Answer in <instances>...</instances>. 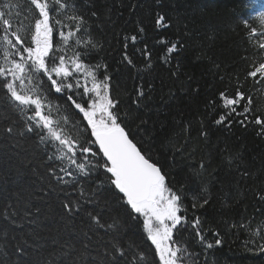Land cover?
<instances>
[{"label":"snow or ice","instance_id":"obj_1","mask_svg":"<svg viewBox=\"0 0 264 264\" xmlns=\"http://www.w3.org/2000/svg\"><path fill=\"white\" fill-rule=\"evenodd\" d=\"M28 3V11L37 17L34 29H28L30 43L19 31L12 30L9 13L0 10L4 61L0 64V89L4 90L0 96V264H156L155 257L159 264H187L192 254L174 239V231L179 234L189 229L195 230L199 241L212 249L213 243H208L203 234L201 219L190 221L183 207L184 196L166 183L162 166L130 139L125 123L128 114L122 118L119 102L108 94V81L113 77L106 72L99 76L97 73L107 65L97 64L93 70L83 63L85 53H77L70 68L65 56L56 55L54 32L67 43L74 32L87 31L89 16L101 15L95 9V0H74L72 9L81 14L68 17L75 22V28L67 34L59 30L61 21H53V16L69 8L68 0ZM156 3L163 7L161 0ZM249 7L264 27V0H255ZM111 12L109 8L108 13ZM155 23L157 29L171 26L162 13L156 14ZM243 25H248L255 36L256 28L247 18ZM144 31V27L139 28L140 33ZM131 40L135 42L137 36ZM159 42L166 40L162 37ZM84 43L96 47L91 40ZM177 44L178 41L171 43L167 53L178 52ZM259 49L264 50V43L259 44ZM170 59L171 55L164 57L165 62ZM128 63L132 60L128 59ZM81 72L83 83L76 75ZM247 76L264 82V62ZM53 90L66 97L87 121L86 127L91 129L88 140L82 143L66 133L52 118L50 108L45 113L41 91L51 94ZM219 96L221 104L212 102V106L226 111L214 123L230 128L236 122L234 118L240 117L238 122L246 126L251 108L243 102L250 105L252 97L246 98L239 89L233 97L226 92ZM141 98L150 97L143 89H137L133 101L137 111ZM253 120L257 125L264 124L259 116ZM257 134H264V129ZM85 144L98 147L93 150ZM233 159L239 162L238 168L243 164L242 155L236 154ZM251 175L245 169L240 181ZM257 197L264 201V195L257 193ZM207 203L204 199L201 207ZM141 221L146 239L154 245L153 259L134 238ZM221 244L220 238L215 239V246ZM259 248L264 251V245Z\"/></svg>","mask_w":264,"mask_h":264},{"label":"trees","instance_id":"obj_2","mask_svg":"<svg viewBox=\"0 0 264 264\" xmlns=\"http://www.w3.org/2000/svg\"><path fill=\"white\" fill-rule=\"evenodd\" d=\"M73 2L68 0L69 8L53 16V21H61L57 27L66 34L75 28V22L68 17L81 14L73 11ZM254 2L161 0V7L156 0H95V9L101 15L89 16L87 31L74 32L67 43L55 32L53 35L56 55L65 56L70 68L77 53H85L83 63L93 70L97 64L107 65L97 73L99 76L100 72H106L113 77L108 81V94L119 102L122 118L128 114L125 123L130 139L162 166V173L167 174L166 183L184 196L183 207L190 221L201 219L203 234L208 243H213L212 249L199 241L195 230L179 234L174 231V239L192 254L188 264L192 260L195 264H264V251L259 248L264 245V201L257 197V193L264 195V134H257L264 124L257 125L253 120L254 116L264 120V82L247 76L264 62V50L259 49V44L264 43V27L249 7ZM133 5L142 6L133 8ZM28 8V0H0V10L9 13L12 30L19 31L30 43L28 29H34L37 17ZM157 13L165 15L169 28L157 29ZM245 18L256 28L255 36L248 25H243ZM140 27H144L143 33L139 32ZM134 35L135 42L131 40ZM162 37L166 43L159 42ZM89 40L95 48L84 43ZM177 41L178 52L168 54L166 49ZM167 55L172 59L165 62ZM3 63L0 48V64ZM76 75L83 83L84 73ZM137 89H143L150 97L140 99L139 111L133 102ZM237 89L246 98L252 97L250 105L246 100L243 102L251 108L246 126L238 122L240 117L234 118L236 122L230 128L216 125L214 121L226 110L214 109L212 102L220 105L221 92L233 97ZM3 91L0 89V96ZM41 95L45 98V113L50 108L52 118L66 133L82 143L89 139L91 129L86 127L87 121L66 97L54 90L51 94L41 91ZM85 146L96 150L95 144ZM236 154L244 158L239 168V162L233 159ZM245 169L252 175L240 181ZM204 199L208 203L201 207ZM134 238L149 259H153L154 249L146 239L142 221ZM217 238L222 240L221 246H215ZM154 259L159 264L158 257Z\"/></svg>","mask_w":264,"mask_h":264},{"label":"rangeland","instance_id":"obj_3","mask_svg":"<svg viewBox=\"0 0 264 264\" xmlns=\"http://www.w3.org/2000/svg\"><path fill=\"white\" fill-rule=\"evenodd\" d=\"M146 233V232H145ZM151 243V242H150ZM153 249H154V245H152ZM188 264V263H187Z\"/></svg>","mask_w":264,"mask_h":264}]
</instances>
